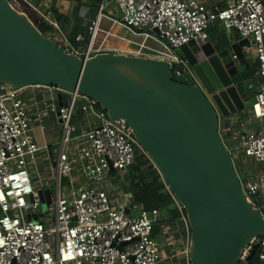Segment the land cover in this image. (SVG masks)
Instances as JSON below:
<instances>
[{
    "label": "built area",
    "instance_id": "built-area-1",
    "mask_svg": "<svg viewBox=\"0 0 264 264\" xmlns=\"http://www.w3.org/2000/svg\"><path fill=\"white\" fill-rule=\"evenodd\" d=\"M9 1L19 10L26 4L58 28L35 0ZM115 2L121 21L140 30L156 28L172 49L191 40L207 41L206 30L216 20L247 39L260 77L250 111L260 124L240 133L236 148L244 157L263 162L264 168V2L231 0L227 7L216 10L201 0ZM97 31L95 23L84 45H73L61 35L64 48L83 57L101 52L93 47ZM43 86L51 93L66 94L67 101L57 108L51 100L48 107V111L59 113L62 134L56 160L49 166L55 189L47 204L49 216H43V222L33 218L40 200L29 166L40 147L31 133L30 107L21 97L23 87L0 89V264H157L165 257L153 234L160 208L142 206L132 214L129 203L117 202L102 185L110 171L121 173L136 163L142 147L132 128L123 120L110 119L93 97ZM77 97L85 99L81 109L93 117L87 129L72 122ZM63 176L69 184H61ZM243 189L264 214V174L258 179L246 177ZM255 245L261 248L258 259L264 264V236L253 239L238 264H249ZM174 255L166 254L170 264H190L188 248L181 256L185 263L174 260Z\"/></svg>",
    "mask_w": 264,
    "mask_h": 264
},
{
    "label": "water",
    "instance_id": "water-1",
    "mask_svg": "<svg viewBox=\"0 0 264 264\" xmlns=\"http://www.w3.org/2000/svg\"><path fill=\"white\" fill-rule=\"evenodd\" d=\"M246 40L231 44L239 61ZM175 54V62L120 51L83 57L0 0V89L54 85L93 97L110 119L132 128L185 209L190 264H238L253 239L264 236V214L249 201L246 177L240 178L219 131L220 116L249 104L246 91L240 92L241 70L229 49L209 40H191ZM51 96L58 108L66 94ZM61 180L69 184L67 177ZM41 193L48 203L50 189Z\"/></svg>",
    "mask_w": 264,
    "mask_h": 264
},
{
    "label": "crops",
    "instance_id": "crops-1",
    "mask_svg": "<svg viewBox=\"0 0 264 264\" xmlns=\"http://www.w3.org/2000/svg\"><path fill=\"white\" fill-rule=\"evenodd\" d=\"M39 9L53 17L54 11L62 14L61 22L52 18L58 28L50 29L47 35L53 38L58 44L65 46L61 35H64L73 45L86 44L89 37V28L97 23V35L93 39L94 49L101 51H120L130 54H140L147 56L165 57L168 59H177L175 49L170 48L166 39L156 31H145L125 24L120 19V10L115 0H35ZM210 9H222L227 7L231 0H201ZM264 2V0H262ZM208 40L219 48L230 50L231 56L237 62L241 70V81L244 88L240 92L247 94L248 105L242 110L234 113L227 121L219 125V131L224 142H232L235 145L239 142V135L248 129H257L260 122L251 114V106L254 102V96L259 89L260 77L257 73L258 62L252 53L248 41L240 47L244 53V58L236 57L231 49V44L241 40L238 31L229 27L225 22L216 20L206 30ZM78 36L82 38L77 39ZM102 36V37H100ZM87 37V39H86ZM104 37V38H103ZM172 53L173 55H170ZM235 55V57H234ZM244 89V90H243ZM21 97L29 105L31 114V133L33 138L39 144V149L35 153L34 163L29 168L33 182L38 192L48 188L50 194L54 192L55 182L49 173V166L57 157L58 143L62 134V127L59 113L48 111V107L53 103L51 92L48 87L43 85H29L21 89ZM59 104H66V98L61 97ZM83 97H77L72 122L79 129H87L93 122V117L89 112L81 109L84 102ZM231 137V139H230ZM230 140V141H228ZM124 172L112 170L103 182V186L117 202L129 203L128 211L138 213L139 207H144L143 202L135 197V186L130 181L133 176L130 175V169ZM152 169L148 166L149 170ZM132 174V173H131ZM239 174V173H238ZM128 177H130L128 179ZM152 177H148V182ZM67 185V183H66ZM65 187V186H64ZM48 204V203H47ZM177 208L180 212L178 217H173L169 207L160 209L159 220L154 225L153 234L156 237L159 247L165 256L157 264H170L166 254L176 253L173 259L185 263V258L181 257L183 251L189 247L190 227L186 215L182 212V206L173 196V203L170 208ZM39 209L37 210V215ZM46 213L45 215H48ZM44 215V216H45ZM49 216V215H48ZM39 222H43V216L37 217ZM184 249V250H181Z\"/></svg>",
    "mask_w": 264,
    "mask_h": 264
},
{
    "label": "trees",
    "instance_id": "trees-1",
    "mask_svg": "<svg viewBox=\"0 0 264 264\" xmlns=\"http://www.w3.org/2000/svg\"><path fill=\"white\" fill-rule=\"evenodd\" d=\"M21 10L28 14L30 19L45 35H47V32L50 29L55 30V26L52 23L46 20L36 10L28 7L26 4L24 3L22 4ZM52 18L57 19L61 22L62 14H60L57 11H54ZM149 171L150 172L148 173V177H152L151 181H149L147 184H142V185H140V183L136 181L137 183L135 184V188H134L135 197L141 202H143V205L146 208L158 207L160 209H165L166 207H169L168 210L170 209V212L172 213L171 215L173 217H178L180 215L179 210L176 207L174 209L170 208V204L173 203V195L168 190L163 179L162 180L160 179L161 178L160 172L158 171L157 168H152ZM182 212L184 213V215H186L185 209L183 207H182ZM260 249L261 248L256 245L253 247L252 251L248 256L249 264H262V262L258 259V252L260 251Z\"/></svg>",
    "mask_w": 264,
    "mask_h": 264
},
{
    "label": "rangeland",
    "instance_id": "rangeland-1",
    "mask_svg": "<svg viewBox=\"0 0 264 264\" xmlns=\"http://www.w3.org/2000/svg\"><path fill=\"white\" fill-rule=\"evenodd\" d=\"M93 25H91V28H89L90 29L89 33L91 32ZM60 45H62V44H60ZM170 55H173V54L170 53ZM226 121H227V118L220 116L219 125L221 126V124H223ZM230 139H231V137H230ZM228 141H230V140H228ZM235 142H236L235 140L233 141V143L226 141L225 144L230 149V151L233 155V162H234V165H235L237 172L239 173L240 178L243 176L244 177L252 176V177H255L258 179L261 176H263V174H264L263 162L257 161L253 157H250V156L244 157V155L241 154V151L236 148V145L233 146L235 144ZM137 157L138 158H137L136 163L130 169L132 174L129 173L130 175L133 176V179H130V181H132L134 186L137 182L140 183V185L148 183V166L149 165H151L152 168H157L155 166V164L153 163V161L151 160V158H149V156L147 155V153L143 149L138 148V156ZM129 178L130 177H128V179ZM160 179L161 180L163 179L162 176ZM134 180H135V182H134ZM243 186H244V183H243ZM38 195H39V200H40L39 212H38L39 215H37V213H34L33 217L35 220H38V218H37L38 216L41 218V216H44L46 213H49L48 208H47L48 205H47L45 199L43 198L41 190L38 192ZM263 203H264V200H263ZM181 250H184V249H181ZM183 254H184V251H183L182 255Z\"/></svg>",
    "mask_w": 264,
    "mask_h": 264
},
{
    "label": "bare ground",
    "instance_id": "bare-ground-1",
    "mask_svg": "<svg viewBox=\"0 0 264 264\" xmlns=\"http://www.w3.org/2000/svg\"><path fill=\"white\" fill-rule=\"evenodd\" d=\"M227 146V145H226ZM229 149V148H228ZM229 151H230V149H229ZM230 154H231V157H232V160H233V155H232V153L230 152ZM235 166V165H234ZM189 255V254H188Z\"/></svg>",
    "mask_w": 264,
    "mask_h": 264
}]
</instances>
